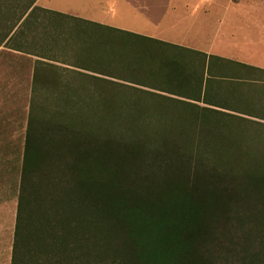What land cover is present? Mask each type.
I'll return each mask as SVG.
<instances>
[{
  "label": "trees",
  "instance_id": "1",
  "mask_svg": "<svg viewBox=\"0 0 264 264\" xmlns=\"http://www.w3.org/2000/svg\"><path fill=\"white\" fill-rule=\"evenodd\" d=\"M36 2L0 0V48L56 62L31 50L49 38L39 28L87 32ZM88 24L157 43L162 62L136 72L158 85L39 62L32 94L64 95L30 102L12 264H264V118L232 105L264 108V89L235 92L264 70ZM62 73L80 87L62 91Z\"/></svg>",
  "mask_w": 264,
  "mask_h": 264
},
{
  "label": "rangeland",
  "instance_id": "2",
  "mask_svg": "<svg viewBox=\"0 0 264 264\" xmlns=\"http://www.w3.org/2000/svg\"><path fill=\"white\" fill-rule=\"evenodd\" d=\"M80 0H42V4L50 5L53 8L57 9H68L70 6H78ZM88 1L89 6L94 11L83 12L84 15H90L100 19H103L105 16V11L103 8L106 6V3H113L115 0H82ZM103 3H102V2ZM135 6H148V8H152V12L154 13L153 18L155 21L146 22V23H122L120 17H113L112 21L114 23H118L122 26L136 29L137 31H143L148 33L154 37L158 36H168V31L172 33H178V31H183L186 28H192L193 31H198L200 28L205 29L207 31L208 41L213 37L216 27L219 25L220 21H225L226 24L223 30V36L226 35L225 30L227 29L228 22L230 17L236 13L235 9L242 11V8H246L244 13L251 12L253 15H257L256 17L263 19L264 18V0H127ZM102 3V4H101ZM94 6V7H93ZM102 6V7H101ZM146 9V8H145ZM176 11V15L171 16L170 11ZM121 11V9H120ZM234 11V12H233ZM186 12H190L189 15H186ZM37 14L44 15L42 12H37ZM151 16V14H149ZM182 22V25L176 27V24L173 22ZM228 21V22H227ZM128 22V20H127ZM50 24L46 25L45 28H39L37 34L38 36L46 37L48 33L49 38H45L43 46L33 47L32 51H36L37 53L46 54L51 56L53 60H56L58 63V67L62 69L74 70L76 72L81 70H86L89 72H97L101 75L110 76L118 80L122 81H131L140 83L141 81L147 85H158V83L153 80L151 77L144 75H138L136 72V67H141L143 70H154L155 66H159L161 63V59L158 57L159 54V45L157 43L152 42L151 40L119 34L116 32H111L110 30L99 27L97 25L85 24L79 26L84 28L87 34H91V37H87L88 35H81V37L76 39L71 38V32L73 31L75 24L69 23L67 30L63 28L59 31H55L50 29L47 31V27ZM229 26V25H228ZM179 28H183L180 30ZM46 30V31H45ZM70 30V32H69ZM55 31V32H54ZM190 31V30H189ZM229 31V30H228ZM47 32V33H46ZM229 34V33H228ZM94 35V36H93ZM205 35V36H206ZM166 38V37H164ZM63 39V40H62ZM65 40V41H64ZM223 50L226 57H232L230 54V43L229 39L223 41ZM220 43V38H219ZM166 49V46L163 47ZM169 53H173L172 49L168 50ZM187 56V61L190 58H193V54L191 53H183ZM7 58V62L9 64L19 62L21 59L18 57H13V55H5ZM23 65L25 63H22ZM51 64V62L46 63ZM53 66V65H52ZM79 68V69H77ZM63 78H60V82L63 84L60 85L61 90L65 92L64 87H61L65 84V82H71L75 85V87H80L78 85V78H70L66 74H61ZM147 77V78H146ZM59 81V80H58ZM146 81V82H145ZM247 84H238L240 89L235 90L236 93L244 92L247 94L248 99L251 97L253 100L256 96H259L261 91L254 90H263L264 84L261 82H254L252 80H247ZM224 82V81H223ZM243 83L242 81H240ZM123 84H129L124 83ZM149 83V84H148ZM130 85V84H129ZM244 85V87H242ZM227 86V85H226ZM224 85L223 95L228 96L227 88ZM154 87V86H153ZM92 87L86 86L85 91L81 90L79 92V96L87 97L88 90ZM39 100H36V104L39 107L45 109V107L53 108V101L55 98L62 97L64 94L61 91L52 90V88H45L41 91ZM253 96V97H252ZM247 97L241 95L235 102H232L233 109L239 110L242 113L256 115L258 117L264 118V108L261 109L257 104V106L253 104H248L243 102L240 99H245ZM264 99V98H263ZM250 100V99H249ZM53 102V103H52ZM50 103V104H49ZM221 104V103H220ZM28 104H15L16 108L24 107L26 108ZM30 107V104H29ZM41 111V110H40ZM260 112L262 114H260ZM45 113L43 110L42 115ZM29 114V113H28ZM26 132V131H25ZM20 135V134H18ZM16 135L15 142L19 147V151L16 152L18 155L19 152L23 153L24 148V139L25 133L23 132L20 136ZM20 137V138H19ZM18 157V156H17ZM46 156L44 155V159ZM60 165L58 167L60 168ZM57 167V166H55ZM20 170V169H19ZM18 177V176H17ZM15 182H20V178H13ZM16 183V185H17ZM3 186V187H2ZM3 188L6 186L3 184ZM15 213L17 214V200L14 206Z\"/></svg>",
  "mask_w": 264,
  "mask_h": 264
},
{
  "label": "crops",
  "instance_id": "3",
  "mask_svg": "<svg viewBox=\"0 0 264 264\" xmlns=\"http://www.w3.org/2000/svg\"><path fill=\"white\" fill-rule=\"evenodd\" d=\"M36 6L77 19L81 25L88 23L99 24L101 26L152 38L175 47L186 48L204 53L208 56H217L264 70V18L260 19L251 12L244 13L245 7L242 8V11L238 9L234 10L237 12L230 17L229 22L227 21L229 26L226 25L225 36H223V30L225 29L226 22L220 21L213 37L208 41L206 39L208 38V35H206L207 31L202 28L198 31H193L192 28H186L185 30L179 28L183 31L176 30L178 33L174 31L172 34L168 31V36L162 35L154 37L143 31H137L136 29L110 22L116 16L120 17L123 24L130 22L143 24L155 21L152 8L142 5L135 6L127 0H115L113 3L107 2L103 8L105 11L103 19L94 17V15L83 14L86 11L88 12L87 14H90V11H94L89 6L88 1L80 0L78 6H70L68 9L62 10L53 8L47 4H42V0H37ZM170 13L171 16H174L177 12L173 10ZM189 14L190 12H186V15ZM32 21L46 24L45 16H38ZM173 23L176 24L177 28L179 25H182V22L174 21ZM228 39L230 43L229 52L232 57L223 55L225 53L222 47L225 44L223 41ZM5 55H13L15 58L18 57L21 59L19 61L21 63L19 65L14 62L9 64ZM39 62L44 63L46 67L47 65L45 64L49 62L55 67H58V63L55 61H49L32 52L22 53L5 47L0 48V264H12L16 222L14 206L19 188L18 183L13 178H21L22 158L20 152L18 155L16 154L19 151V147L15 139L16 135H21L26 131L29 104L32 101V97H35V100H39L38 98L42 96V90H39L34 95L32 94L35 68L36 66L39 68L43 66ZM22 63L25 64L23 65ZM80 71L92 74L89 71ZM25 103L28 104L26 108H16L15 106V104ZM3 184L6 186L2 190Z\"/></svg>",
  "mask_w": 264,
  "mask_h": 264
}]
</instances>
